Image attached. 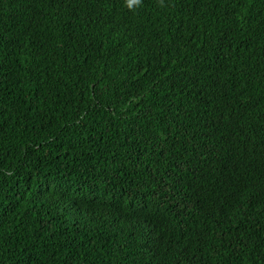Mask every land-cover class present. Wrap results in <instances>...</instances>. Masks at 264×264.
I'll return each mask as SVG.
<instances>
[{
  "label": "trees",
  "instance_id": "trees-1",
  "mask_svg": "<svg viewBox=\"0 0 264 264\" xmlns=\"http://www.w3.org/2000/svg\"><path fill=\"white\" fill-rule=\"evenodd\" d=\"M0 264H264V0H0Z\"/></svg>",
  "mask_w": 264,
  "mask_h": 264
},
{
  "label": "clouds",
  "instance_id": "clouds-1",
  "mask_svg": "<svg viewBox=\"0 0 264 264\" xmlns=\"http://www.w3.org/2000/svg\"><path fill=\"white\" fill-rule=\"evenodd\" d=\"M128 3H129V6H131L132 4H138L139 3V0H128ZM119 178H116L115 180H114V182L116 181V180H118Z\"/></svg>",
  "mask_w": 264,
  "mask_h": 264
},
{
  "label": "bare ground",
  "instance_id": "bare-ground-1",
  "mask_svg": "<svg viewBox=\"0 0 264 264\" xmlns=\"http://www.w3.org/2000/svg\"><path fill=\"white\" fill-rule=\"evenodd\" d=\"M118 65V64H117ZM115 72V71H114ZM117 72V71H116Z\"/></svg>",
  "mask_w": 264,
  "mask_h": 264
}]
</instances>
